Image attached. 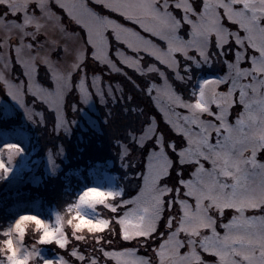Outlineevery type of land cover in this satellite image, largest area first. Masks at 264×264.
Listing matches in <instances>:
<instances>
[{
    "label": "snow or ice",
    "instance_id": "6c2138e0",
    "mask_svg": "<svg viewBox=\"0 0 264 264\" xmlns=\"http://www.w3.org/2000/svg\"><path fill=\"white\" fill-rule=\"evenodd\" d=\"M65 18L75 48L50 37ZM0 59V95L54 135L89 104L118 114L130 182L88 187L66 221L5 222L0 264H264V0H0Z\"/></svg>",
    "mask_w": 264,
    "mask_h": 264
},
{
    "label": "rangeland",
    "instance_id": "374dc122",
    "mask_svg": "<svg viewBox=\"0 0 264 264\" xmlns=\"http://www.w3.org/2000/svg\"><path fill=\"white\" fill-rule=\"evenodd\" d=\"M66 22L69 23L60 24L56 20L50 21L48 24L50 37L53 39L59 38L67 40L70 45L73 44L77 47L78 41L73 36V27L78 28V26L70 22L67 18ZM65 27L67 28L66 32L64 31ZM3 63L4 61L0 59V73L3 72ZM14 75L19 77V72H16ZM5 105L12 107L5 108ZM37 111H42V109H37ZM97 115H99L98 103L84 106L78 114H74L76 122L73 125L71 132L59 135L72 137L74 134L77 135L78 133L79 142H81L85 133L94 134L96 131L102 133V130L99 127ZM93 121L95 122L94 124L92 123ZM90 128L93 129V131H90ZM59 135L55 136L57 137ZM53 136L54 134L51 123H49L47 127H44L42 124L33 122L28 119L24 106L19 105L17 101L13 100L6 93L0 95V145L12 142L19 143L24 148V152L19 157L15 155L14 151L0 148V159H4L5 163L11 164L14 168L12 174L7 180L0 181V187L3 184L5 185L2 188L3 193L17 191L24 187L26 182H30L32 185L38 186L42 181V178L40 177L42 171H44L47 175L54 174L50 171L48 160V153L50 149L54 154H56V163L58 168L55 173L58 172L60 161H67L68 157L66 149L63 146L62 152L60 151L61 146L59 149L46 147L45 142L47 140L52 142L54 140ZM44 138H46V140ZM72 143L75 142L73 141ZM75 145H77V143H75ZM9 156L12 157L11 160H9ZM97 164H102L105 167L101 168L99 171H95L94 166ZM112 166V162L108 164H92L89 166L88 170L84 172V176L83 174H80L79 183L81 184V188H79L80 190L77 192V195L72 203H78L79 197L83 195L88 187H99L101 191H108L115 190L118 187L123 186L122 183H118L120 182V179L117 175L111 172ZM28 172L29 176L26 178L25 173ZM29 198L30 197L26 200H21V203L16 204L8 210L13 213L9 220H14L18 215L23 213L37 214L53 224L56 222V216L58 213L65 219V221L70 218V214L67 212V207L63 209L52 199L47 200L49 202L44 204V202L40 199L33 198V200H31ZM86 211H88L90 216L94 215L91 210L86 209ZM97 212L104 217L108 215L107 210L104 209L103 206H98ZM104 213H106V215ZM65 227L66 229L68 228L66 223ZM35 229L36 226L34 224H29L27 237L29 242L36 238L37 233ZM85 235L88 236L89 234L85 233ZM60 254H63L62 250ZM45 255L47 258L56 260L57 250L55 248H47L45 249Z\"/></svg>",
    "mask_w": 264,
    "mask_h": 264
},
{
    "label": "trees",
    "instance_id": "16d2710c",
    "mask_svg": "<svg viewBox=\"0 0 264 264\" xmlns=\"http://www.w3.org/2000/svg\"><path fill=\"white\" fill-rule=\"evenodd\" d=\"M65 15V14H63ZM66 17V16H65ZM63 23L66 22V18ZM70 26V25H69ZM71 28V26H70ZM78 30V28H74ZM99 115H97L99 127L102 130L94 134H84L83 140L79 142L78 133L72 137L68 136H53L52 142L46 141V147L53 149H59L63 146L66 149L68 160L60 161L59 170L57 173L47 175L44 171L41 173L42 181L38 186L32 185L30 182H26L24 187L17 191L2 192L4 184L0 187V226L12 216V212L8 211L16 204L21 203V200L29 199H40L44 204H47V200L52 199L63 209L67 205L73 202L77 192L81 188L79 175L83 174L88 170L89 166L96 163L108 164L112 162L113 166L111 172L115 173L117 177L123 180L125 173L120 166L119 159L116 154L113 137L118 134L122 127L119 115L111 120L110 123H105L106 113L108 109L99 104ZM117 113L119 109H114ZM90 131L93 129L90 128ZM46 140V138H44ZM77 145H75V143ZM79 142V143H78ZM29 176V172L25 173V177ZM81 176V175H80ZM130 182H123V186ZM128 187L134 188L135 185H128ZM2 201V202H1ZM52 203V202H51ZM106 215V213H104ZM90 237V234L88 235ZM91 238V237H90ZM118 243V241H117Z\"/></svg>",
    "mask_w": 264,
    "mask_h": 264
},
{
    "label": "bare ground",
    "instance_id": "6f19581e",
    "mask_svg": "<svg viewBox=\"0 0 264 264\" xmlns=\"http://www.w3.org/2000/svg\"><path fill=\"white\" fill-rule=\"evenodd\" d=\"M71 46H72L73 48H75V47H76V46H75V45H73V44H72Z\"/></svg>",
    "mask_w": 264,
    "mask_h": 264
}]
</instances>
